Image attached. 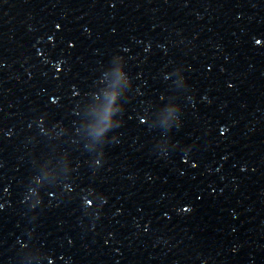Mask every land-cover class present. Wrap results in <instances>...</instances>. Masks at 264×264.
Listing matches in <instances>:
<instances>
[{"label": "water", "instance_id": "obj_1", "mask_svg": "<svg viewBox=\"0 0 264 264\" xmlns=\"http://www.w3.org/2000/svg\"><path fill=\"white\" fill-rule=\"evenodd\" d=\"M0 264H264V0H0Z\"/></svg>", "mask_w": 264, "mask_h": 264}]
</instances>
